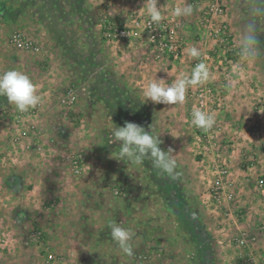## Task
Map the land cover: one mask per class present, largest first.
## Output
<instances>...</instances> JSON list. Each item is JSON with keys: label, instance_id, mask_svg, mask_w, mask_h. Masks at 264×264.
I'll list each match as a JSON object with an SVG mask.
<instances>
[{"label": "rangeland", "instance_id": "rangeland-1", "mask_svg": "<svg viewBox=\"0 0 264 264\" xmlns=\"http://www.w3.org/2000/svg\"><path fill=\"white\" fill-rule=\"evenodd\" d=\"M34 1L56 3L58 10L51 17L42 13L26 26L14 25L3 39L4 50L36 58L41 75L26 74L36 83L43 103L24 113V125L7 129L2 122L14 119L9 108L15 105L6 96L0 101V139L7 150L0 157V205L6 196L5 205L12 207V224H1L0 264H186L203 258L204 250L212 254L213 264L239 259L246 264L250 253L262 261L260 210L256 207L247 214L238 207L232 216L218 212L213 217L211 177L201 178L203 184L194 179L199 166L208 165L225 146L229 153L218 163L231 166L232 179H264V150L257 147L263 138L249 134L250 121L257 118L264 124V17H250L246 0H240L238 7L229 4L222 15L211 10L218 0H188L193 15L175 18L171 9L183 0H158V7L169 9L163 22L175 30L180 49L175 57L158 46L167 31L137 26L147 20L138 13L145 0L25 3ZM249 19H259L261 53L250 78L222 92L227 97L219 112V118L238 132L217 142L200 139L201 129L192 124L198 96L206 85L226 86L229 69L238 60L235 38ZM105 21L120 25L130 35L119 40ZM16 32L34 41L39 50L9 49L5 42L10 43ZM192 47L200 50L199 58L188 55ZM200 62L208 66L213 79L191 86L182 105L144 100L141 89L154 75L171 84ZM125 121L159 134V146L171 149L179 161L176 179L153 168L150 160L138 166L114 157L119 142L111 141V130ZM200 151L206 153L204 161ZM251 155L257 159L253 170L246 161ZM226 206L220 203L216 210ZM112 222L134 232L133 255H126L112 240ZM222 227L226 229L221 231ZM144 229L150 234L144 236ZM244 231L248 235H242ZM236 236L255 239L238 247L233 241Z\"/></svg>", "mask_w": 264, "mask_h": 264}, {"label": "clouds", "instance_id": "clouds-1", "mask_svg": "<svg viewBox=\"0 0 264 264\" xmlns=\"http://www.w3.org/2000/svg\"><path fill=\"white\" fill-rule=\"evenodd\" d=\"M194 10V6L188 3V0H183V3L171 9V15L175 18H187L193 15ZM168 12L169 9L164 5L158 7V0H145L144 6L138 11L141 17L149 20V27L155 25L160 28ZM248 15L264 17V0H257V6L250 9ZM257 22L259 19H249L244 22L235 38L238 60L231 66L226 77L228 88L249 79L255 62L259 59L261 52L257 40ZM188 55L199 58L201 52L196 47H192L188 49ZM211 79L213 76L208 66L200 62L190 74L180 73L171 84L165 83L164 79L155 78L154 75L142 87L141 92L145 101L182 105L186 91L191 86L206 84ZM0 96H6L9 104L15 105L16 110L22 114L43 103V97L36 83L29 75L16 69L0 72ZM244 106L247 107V105ZM192 124L201 130L208 131L216 124V114L196 108L192 111ZM111 141L119 142V151L114 156L116 159L138 166L150 160L153 168L169 178H177L179 161L174 157L171 149L165 151L159 146L162 143L159 134H153V131L147 132L142 125L125 121L124 126H115L111 130ZM109 228L112 240L126 255H133L134 232L117 222H112Z\"/></svg>", "mask_w": 264, "mask_h": 264}, {"label": "built area", "instance_id": "built-area-1", "mask_svg": "<svg viewBox=\"0 0 264 264\" xmlns=\"http://www.w3.org/2000/svg\"><path fill=\"white\" fill-rule=\"evenodd\" d=\"M228 9V4L224 0H218L216 1L212 6L211 10L214 12V14L217 15H222L225 11ZM238 11H242V9H236ZM107 22L110 27V31L113 32V35L115 37H119V40H125L130 33L126 30L123 29L120 25H117L116 23L110 22V21H105ZM201 22L204 23L206 22L205 18L201 19ZM179 22H176V25ZM138 27H142L145 29H149L150 32L154 31L157 29V26L153 25L149 27V20H143V21H138L137 23ZM162 31H167V33L162 36L160 39V42L158 44L160 50L162 52L168 53L170 55H173L175 57L180 55V49L178 45V40L174 36L175 30L172 27L168 28V24L164 23L162 24ZM106 35H110V32H106ZM10 44L19 51H26V52H37L39 50V46L32 41L31 39L27 38L25 34L22 32H16L14 33L11 38H10ZM229 88L227 86H220V85H206L203 88V92L199 94L198 96V108L202 109L205 112H214L216 114V124L215 126L208 130H200V136L199 138H207L209 142H217L218 138L224 139L227 137H231L233 135V131L238 132L237 127H231V124L227 122L225 119H220L219 118V112L225 107H223V100L224 98L227 97V95H222V92L228 91ZM75 98V96H72ZM257 104H260L262 107V102L261 101H256ZM261 110L258 109L257 113H259ZM9 113H11V116L14 117L12 121L9 120H4L2 122L3 126H7V129L10 128H16L19 127L20 125H24V113L18 112L16 108L10 109L9 108ZM261 116H259L260 118ZM251 125V130L249 131V134H251L254 138H264V124L263 120L261 119H253L250 121ZM34 125V124H33ZM33 127H37L36 125ZM37 130H33V133L38 134L36 132ZM2 135V132L0 133V136ZM39 137V136H38ZM3 139H0V157L2 155L7 154V150L5 147V144H2ZM227 147H224V150L222 153H215L218 157L211 161L208 164L210 167V174H211V179L209 183H211V194L209 196L210 199V204L214 205L215 208L218 207L220 203H227L228 205L231 204L232 202L238 201L239 199V192L235 189V181L234 179L231 178L232 171L230 170L231 166L229 167L226 165V162L221 160V162L224 164L222 165L221 163H218L220 160L219 157L222 155H225L229 153V150L226 149ZM219 150V146L217 148ZM200 154L203 155L202 161H204V157L206 155L205 152L200 151ZM248 161L247 167L250 170H253L257 167L256 161L257 159L255 158L254 155H251L249 158L246 159ZM253 177V174H250ZM254 181V188L251 192H248L250 196H254L255 194H251L253 192H261L264 194V179L258 177L256 179L252 178H242V185L245 184L247 186L251 181ZM42 234L41 231L37 233L38 237ZM242 235H248L246 231L242 233ZM255 239V237L251 238H246L242 237L241 239L238 238L237 236L233 238L234 243L239 246H248V242ZM237 241V242H236ZM249 261L247 260L246 264H257L255 257L250 253L249 254Z\"/></svg>", "mask_w": 264, "mask_h": 264}, {"label": "crops", "instance_id": "crops-1", "mask_svg": "<svg viewBox=\"0 0 264 264\" xmlns=\"http://www.w3.org/2000/svg\"><path fill=\"white\" fill-rule=\"evenodd\" d=\"M228 5L230 4L231 7L233 8L234 6H239L241 5L242 1L240 0H224ZM256 0H246V4L250 6L249 9H254L257 5L255 4ZM248 2V3H247ZM253 2V3H252ZM4 4L0 3V56H1V61H0V72L3 70H9L11 68H14L16 70H22L23 72L27 74H32L36 75L37 72H39L40 68L38 64L36 63V58L34 57H27L26 55H20L21 53L19 52H11V51H6L3 49L4 46V37L6 36V33L9 32L11 27L14 25L16 26H23L27 25L28 21H36L42 17V13L47 14L48 16L51 17L54 16L53 13L58 10V4L56 3H48V2H42L41 1H34V2H29L25 3V0H18L17 3L10 2V1H3ZM255 6V7H254ZM237 9V8H236ZM37 17V18H36ZM49 17V19H50ZM22 24V25H20ZM6 30V31H5ZM6 46L9 47V49H13L14 47L9 43V41L5 42ZM11 49V50H12ZM15 49V48H14ZM16 50V49H15ZM19 51V50H16ZM8 52V53H7ZM36 71V72H35ZM41 75V74H37ZM39 85V84H38ZM2 99V96H0V101ZM257 147L262 148L261 150H264V138L262 139V142L257 144ZM195 179L199 184H203L204 182L201 180V178L207 179V177H211L210 174V167L209 165H200L199 169H197ZM208 178V179H209ZM207 179V180H208ZM210 180V179H209ZM235 181V189L239 192L240 199L238 201L233 202L232 204H229L228 206L225 207V209H220L219 211L216 210V208L211 209V215L213 217H216V214L221 215L225 214L228 216H232L238 209V207H243L245 208L247 214H250L252 212V209L258 208L262 214L261 217L264 218V208H260V205L264 207V194L263 196L259 193H257L254 196H250L248 192H251L254 188V181L252 180L247 186L242 185V178L234 179ZM259 197H258V196ZM9 200L8 197L5 196V199H2V202ZM2 203L0 205V230L2 229L4 223L6 225L12 224L11 222V214L9 211H11L12 207L7 206L8 203ZM239 202V204H237ZM5 206V209L3 208ZM241 211V210H240ZM238 211V212H240ZM260 214V213H259ZM244 217V216H243ZM14 222V219H13ZM3 224V225H1ZM148 227V225H147ZM226 228H221V231L225 230ZM143 235H149L150 232L148 229L143 230ZM206 244L204 245V247ZM202 249V247H200ZM197 249L198 251L200 250ZM261 248L264 250V245L261 246ZM196 250V251H197ZM205 252V250H204ZM203 252V258H197L195 260L191 261H186V264H213L215 260H213L212 254H208L207 252ZM264 252V251H263ZM216 259V258H215ZM217 260V259H216ZM263 261V262H262ZM256 261L257 264H264V258L263 260ZM228 263L224 264H242V260L239 259L237 260H229L227 261Z\"/></svg>", "mask_w": 264, "mask_h": 264}]
</instances>
